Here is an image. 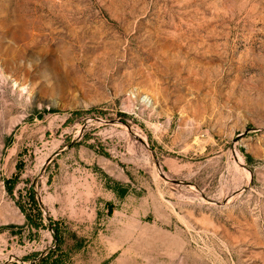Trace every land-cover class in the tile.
I'll return each instance as SVG.
<instances>
[{"label":"rangeland","instance_id":"rangeland-1","mask_svg":"<svg viewBox=\"0 0 264 264\" xmlns=\"http://www.w3.org/2000/svg\"><path fill=\"white\" fill-rule=\"evenodd\" d=\"M0 264H264V0H0Z\"/></svg>","mask_w":264,"mask_h":264}]
</instances>
